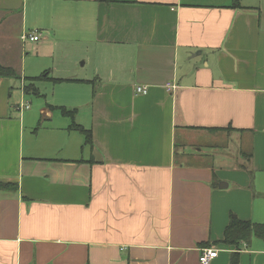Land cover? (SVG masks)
Returning <instances> with one entry per match:
<instances>
[{"label": "crops", "instance_id": "0c3cea01", "mask_svg": "<svg viewBox=\"0 0 264 264\" xmlns=\"http://www.w3.org/2000/svg\"><path fill=\"white\" fill-rule=\"evenodd\" d=\"M232 3L0 0V64L20 71L0 78V182L18 185L0 191V264H201L204 248L230 264L224 231L254 201L219 184L264 173V0ZM57 42L75 45L67 63ZM181 133L235 138L252 159L224 175L177 152ZM240 248L264 264L262 240Z\"/></svg>", "mask_w": 264, "mask_h": 264}, {"label": "rangeland", "instance_id": "374dc122", "mask_svg": "<svg viewBox=\"0 0 264 264\" xmlns=\"http://www.w3.org/2000/svg\"><path fill=\"white\" fill-rule=\"evenodd\" d=\"M74 46L75 45L72 42L69 43L57 42L54 43V45H52L49 50L50 52L53 51L58 56L61 55L64 56V60L67 63L72 57V52L73 49L75 48ZM84 64H85L84 60H81L79 66L83 68L85 71L88 67L85 66ZM18 72L20 73L19 70ZM15 81L19 83V79H16ZM31 98L35 99L36 97L32 95ZM179 135H180L179 139H177V152H182V151L193 152L196 148H200L201 150H203L200 157L201 159L200 163L211 168L214 167L215 169L219 168L217 169V172L223 171L224 175H227V172L231 170L228 171L227 169H223L220 167H226L237 164L235 160L237 156L239 157L240 160L237 162L244 163L247 161V158L241 153L240 150L242 149H240L239 143L235 138H232L230 141H228L227 144L229 145L227 144L223 145V143L226 142V139L225 137L221 138V136L213 137L206 134H199L196 137H192L191 139L185 140L182 137V133ZM248 152L250 153V151ZM180 159H182V157ZM254 172L250 170V176L252 178L251 182H250V177L248 179L242 174L241 176L240 175L238 176L236 174L231 176L230 174H228L227 178L224 181H222V183L219 184V188L220 185L230 184L229 189H225L226 193L234 194L236 195V197H241V195L247 197L248 200L250 201L251 206L254 201L255 215L252 219L253 220L252 222L264 223L263 221H261L264 220V173L259 176L257 175V173ZM235 216L237 215L234 213L233 217Z\"/></svg>", "mask_w": 264, "mask_h": 264}, {"label": "trees", "instance_id": "16d2710c", "mask_svg": "<svg viewBox=\"0 0 264 264\" xmlns=\"http://www.w3.org/2000/svg\"><path fill=\"white\" fill-rule=\"evenodd\" d=\"M231 8L241 9L242 6L240 5L239 0H233ZM49 76H50L49 73H45L38 78L28 79L29 84H27L23 88L25 94L27 95L32 94L35 96H40L39 90L36 88L35 83L49 79ZM0 78L20 79V76L13 68L5 67L2 64H0ZM51 81L54 82L55 84L62 82V80H56V79H51ZM51 108L60 110L64 116L71 117L72 119L75 116V111H70L63 107H60V108L51 107ZM70 128L72 130L80 131L86 138V145H92V142H93L92 133L90 130L84 129L83 127L77 125L74 121ZM222 131L228 132V129L209 130L210 133H219ZM242 154L247 158V162H249L250 159H252L251 154H247L244 152H242ZM17 190H18V185L16 183H1L0 182V191L16 192ZM253 237L260 239L264 242V224H257L251 221H244V220L239 219L237 216L232 217L229 225L226 227L224 231V237L221 240V243H223L224 245L229 246V247H234L235 249V251L231 254L230 264H240V250H241L240 247L242 244H246L248 246L251 240L253 239Z\"/></svg>", "mask_w": 264, "mask_h": 264}, {"label": "built area", "instance_id": "2783aa9c", "mask_svg": "<svg viewBox=\"0 0 264 264\" xmlns=\"http://www.w3.org/2000/svg\"><path fill=\"white\" fill-rule=\"evenodd\" d=\"M40 33L39 32H34L28 35L23 36V40H29L31 42H37L40 39ZM175 89V87L172 84H167V90L172 91ZM138 94H147V89L139 87L137 88ZM219 252L217 249L214 248H204L201 250V256H200V263L201 264H210V262L217 258Z\"/></svg>", "mask_w": 264, "mask_h": 264}, {"label": "water", "instance_id": "95a60500", "mask_svg": "<svg viewBox=\"0 0 264 264\" xmlns=\"http://www.w3.org/2000/svg\"><path fill=\"white\" fill-rule=\"evenodd\" d=\"M227 186H228L227 184H225L224 187H223V185H220V189L227 188Z\"/></svg>", "mask_w": 264, "mask_h": 264}]
</instances>
